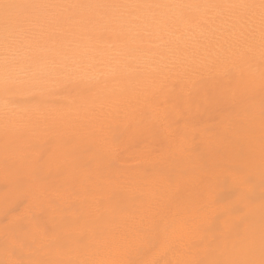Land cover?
<instances>
[{
	"label": "rangeland",
	"instance_id": "1",
	"mask_svg": "<svg viewBox=\"0 0 264 264\" xmlns=\"http://www.w3.org/2000/svg\"><path fill=\"white\" fill-rule=\"evenodd\" d=\"M222 1L207 5L252 4L250 0ZM228 11L238 13L232 27L238 28L242 41L223 60L196 43L193 50L197 54L181 57L178 65L174 64L178 57L172 56V64L162 75L154 71L148 75L136 96H119L122 100L108 97L104 103L92 104L88 108V147L65 156L51 152L44 156L43 162L52 173L48 192L74 199L69 206L56 202L58 212L47 218L44 239L33 244L29 258L46 264H99L102 258L118 252L117 264H178L185 260L235 264L260 259L264 227V20L259 8ZM229 27L216 28L211 38L220 40ZM156 59H151L153 64H157ZM161 87L171 97L191 92L197 98H212L211 103L190 114L197 127L179 126L188 133L179 144L171 138L175 125L159 140L153 142L148 137L146 142V104L153 97L165 99L159 94ZM160 151L169 153L170 158L161 159L156 155ZM62 157L70 162L55 169ZM5 189L6 184L0 182L1 230L8 214L20 206L15 196L5 204ZM200 200L209 204V211L201 215L199 227L192 229L188 253L170 254L168 234L163 227L154 232V226L186 214ZM234 206L242 209L237 214L240 217L231 214ZM28 242L33 243L30 238Z\"/></svg>",
	"mask_w": 264,
	"mask_h": 264
},
{
	"label": "bare ground",
	"instance_id": "2",
	"mask_svg": "<svg viewBox=\"0 0 264 264\" xmlns=\"http://www.w3.org/2000/svg\"><path fill=\"white\" fill-rule=\"evenodd\" d=\"M213 1L218 0H0V4L81 6L10 10L13 16L19 13L31 16L34 23L30 39L23 41V44V37L15 31L10 33L8 39L12 51L19 50L20 55L26 57L17 66V71L27 83L17 88L11 102H6L0 89V182L6 184V170L11 175L29 163L35 165L48 152L65 156L72 150L88 147V108L92 104L104 103L108 97L123 96L128 99L136 96L139 87L153 71L157 76L162 75L164 68L172 64V56L178 57L174 62L178 65L188 53L197 54V50H193L194 45L201 43L202 49L206 48L214 57L218 55L216 59L223 60L228 51L242 41L238 38V28L232 27V23L238 20V13L227 9L218 12L208 8L142 7L129 10L89 6L207 5ZM250 1L255 5L260 4V0ZM130 12L133 14L130 15ZM179 16L192 19L186 21L182 32L177 33L171 21ZM209 17L213 18L211 23L199 26V21H206ZM226 25L230 27L227 33L219 36L220 40L211 38L213 30ZM199 32L203 35H198ZM5 35L4 11L0 8V80L3 78ZM254 38L251 40L257 41ZM155 58L158 66L151 60ZM64 160L63 157L57 160L59 165L56 164L55 169L70 162ZM119 169H122L121 166ZM48 196L63 206H69L74 199L72 195L52 192H48ZM192 229L168 234L166 246L170 254L188 253L193 240ZM44 234L45 228L41 230L40 238L44 239ZM3 258L0 250V259ZM119 258L120 254L115 252L110 257L102 258L99 264H117Z\"/></svg>",
	"mask_w": 264,
	"mask_h": 264
},
{
	"label": "snow or ice",
	"instance_id": "3",
	"mask_svg": "<svg viewBox=\"0 0 264 264\" xmlns=\"http://www.w3.org/2000/svg\"><path fill=\"white\" fill-rule=\"evenodd\" d=\"M49 7H68L75 8L81 7L79 5H40V4H0V8L4 11V30H5V54L3 58V78L0 80V89L6 98V102H11L13 96L18 87L27 83L19 71L17 66L26 57L20 55L19 50L12 51L11 45L8 43L9 35L15 31L18 36L23 37V41L30 39L32 33V25L34 23L33 18L24 13H19L15 16L10 14V10L23 9L33 10ZM89 7L100 8H124L134 10L142 7H172L176 9H193V8H208V9H227L231 11H248L259 7L262 20H264V0H260L259 5L255 4H224V5H96ZM130 15L133 13L130 12ZM73 20H78L77 17H72ZM192 18L179 16L172 19V23L175 26L177 33H180L184 29V25L190 22ZM212 17H209L206 21H199V26L204 27L212 22ZM38 23V21H35ZM29 25V27H25ZM159 94L164 95V100L151 99L146 104L148 122L144 130L147 138L150 137L153 142L163 137L168 130H172L175 125V130L172 132L171 138L176 143L182 142V137L187 136V132L181 129L179 126L184 124L186 127H197L196 122L191 118V113L198 112L204 108L207 103L212 102V98L200 97L197 98V94L189 93L187 96L180 95L178 97H171L170 94L165 92V89L161 87ZM162 109V111H161ZM179 114V118H175ZM151 148V143L148 144ZM161 159L170 158V154L165 151L157 152ZM38 162L35 165L29 163L24 168L17 169L11 175L5 172L6 189L4 202L7 205L11 196H15L19 201V208L13 210L6 217V222L3 225L2 235H0V250H2L4 258L0 259V264H46L44 261L33 260L29 258L30 249L33 244L40 238L41 230L45 228L47 217L58 208L55 207L56 202L49 198L47 185L51 181V171L47 165V162ZM113 166L117 165V160L111 161ZM7 165V161H6ZM11 186V191L8 190V186ZM209 211V204L204 200L198 201L192 207L187 210L184 215H179L176 218L164 223L163 225H156L153 228L154 232H158L163 227L165 233L171 235L173 233H179L185 229H192L199 227V221L202 214ZM242 211L238 206H234L230 212L233 216ZM227 212L225 213V215ZM29 238L33 243H29ZM251 250V246H249ZM159 264V262H155ZM178 264H218L216 261H178ZM235 264H264V227H262L261 237V252L260 259H247L243 261L235 262Z\"/></svg>",
	"mask_w": 264,
	"mask_h": 264
}]
</instances>
